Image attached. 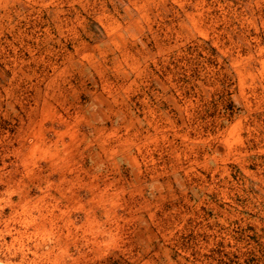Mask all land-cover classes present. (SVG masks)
<instances>
[{"label":"rangeland","instance_id":"1","mask_svg":"<svg viewBox=\"0 0 264 264\" xmlns=\"http://www.w3.org/2000/svg\"><path fill=\"white\" fill-rule=\"evenodd\" d=\"M0 264H264V0H0Z\"/></svg>","mask_w":264,"mask_h":264}]
</instances>
